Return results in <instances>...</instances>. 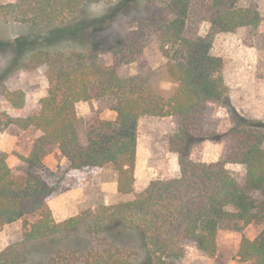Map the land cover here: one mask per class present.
Returning a JSON list of instances; mask_svg holds the SVG:
<instances>
[{"label": "trees", "instance_id": "obj_1", "mask_svg": "<svg viewBox=\"0 0 264 264\" xmlns=\"http://www.w3.org/2000/svg\"><path fill=\"white\" fill-rule=\"evenodd\" d=\"M96 1L13 0L0 3V22L53 26V35L59 36L65 30L55 24ZM131 1L137 0H121L111 10ZM142 11L122 44L112 50L111 64L93 51L38 49L31 61L46 66V95L34 106L23 90L6 92L18 114L0 117V127L14 124L40 134L16 167L7 164L0 150V230L18 219L23 223L22 239L0 250V264H26L27 247L35 241L53 243L48 264H138L132 260V237L144 249L139 264H175L188 245L213 256L221 229L251 223L260 230L253 239H241L238 257L264 264V117L236 110L224 81L223 60L210 53L216 34L257 27L258 1L143 0ZM189 19L207 22L206 35H188ZM151 43L167 60L171 86L165 91L143 73L118 72ZM104 96L113 100L115 119L100 120L82 132L76 103ZM215 105L232 116L222 132L208 129ZM143 116L176 117L178 129L169 135L168 146L177 153L180 174L152 179L131 199L100 204L56 222L47 203L56 193L54 171L43 158L59 150L68 169L92 174L108 167L116 175L118 192L129 194ZM205 140L224 141L219 160L190 157L194 144ZM227 162L240 164L242 173L228 169Z\"/></svg>", "mask_w": 264, "mask_h": 264}, {"label": "rangeland", "instance_id": "obj_2", "mask_svg": "<svg viewBox=\"0 0 264 264\" xmlns=\"http://www.w3.org/2000/svg\"><path fill=\"white\" fill-rule=\"evenodd\" d=\"M11 1L13 0H0V3ZM119 1L121 0H100L86 4L73 16L54 25L65 30L59 36H55L56 33L53 35L54 31H51L53 26L0 22V117L4 115L13 117L18 114L5 98L7 91L23 90L34 106L41 97L46 95L48 87L46 66L36 65L31 61L32 53L38 49L51 52L93 51L98 54L103 63L111 64L112 50L122 44L125 32L133 27V22L143 13V0L131 1L111 10ZM257 1L260 13L257 27L252 30L238 28L233 32L216 34L210 53L223 60L224 81L236 110L256 117H264V0ZM79 21H81L80 24L75 23ZM208 29L209 24L205 21L187 20L188 35L205 36ZM166 61V57L160 52L158 46L151 43L143 49L136 60L121 64L118 72L127 75L143 73L150 78L155 87L165 91L171 86L166 72ZM112 102L110 96L83 101L81 105H86L90 113L86 117V123L83 122L82 132L103 120L100 119L101 113L109 116V111H114L111 108ZM171 117L143 116L144 124L138 126V134H142L145 139L147 134L153 131L152 127L156 130L168 128L171 133L172 129L178 126L176 117ZM232 122V116L228 110L215 105L208 129L222 132L229 128ZM10 126L18 128L17 125L11 124L0 127V131ZM29 128L30 135H35V130ZM153 135L155 143L160 146L168 136L156 132H153ZM223 147V140H205L194 144L190 157L194 161H217L223 154ZM167 161L169 158L164 164V161L162 163L155 158L152 165L156 169V175L153 179L167 178ZM141 163L144 168L147 160L143 158ZM226 167L235 174L242 173L240 164L227 162ZM67 172V164H58L53 177L56 193L65 187ZM22 226V219L3 226L0 230V250L22 239ZM259 230L260 226L253 223L239 229L223 228L217 234V250L213 256H206L194 246L188 245L183 256L175 264H249L238 257L239 245L243 237L253 239ZM130 241V249L135 252L132 260L136 259L139 264L140 259L144 257V249L135 237L130 238ZM53 251L54 246L50 241L30 243L27 247L30 259L26 264H48L47 259L53 256Z\"/></svg>", "mask_w": 264, "mask_h": 264}, {"label": "crops", "instance_id": "obj_3", "mask_svg": "<svg viewBox=\"0 0 264 264\" xmlns=\"http://www.w3.org/2000/svg\"><path fill=\"white\" fill-rule=\"evenodd\" d=\"M82 102L76 103V111L77 115L86 123V117L90 110L87 109L86 105H81ZM108 115L101 113L100 119L113 120L116 117V112L109 111ZM167 117L172 118L171 116ZM143 120V117L139 119L138 126L144 124ZM29 129L10 126L0 131V150L6 153V162L10 167H15L20 163V155L27 156L31 152L33 140L40 134L39 131H35V135L31 136ZM152 129L153 131H150V134H147L145 139L142 134L137 139L133 192L129 194L119 193L116 175L108 167L97 168L92 174L83 169H68L65 175V187L47 199L53 219L56 222H61L87 208H94L100 204H111L118 200L134 197L156 175V169L152 165L155 158L159 161L161 160V162L164 161V164L169 158L166 164L167 178L178 176L180 174L178 156L168 146V137L178 129V126L176 129H172L171 133L168 128H158L156 130L155 127H152ZM153 132L168 135L161 146L155 143ZM143 158L147 160L144 168L141 163ZM43 161L53 171L58 169V164H66V158L59 150L47 154Z\"/></svg>", "mask_w": 264, "mask_h": 264}]
</instances>
